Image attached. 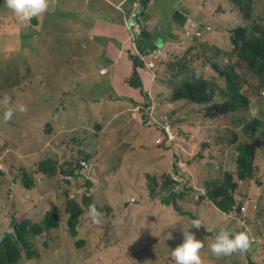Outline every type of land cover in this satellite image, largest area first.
I'll list each match as a JSON object with an SVG mask.
<instances>
[{
  "label": "rangeland",
  "instance_id": "obj_1",
  "mask_svg": "<svg viewBox=\"0 0 264 264\" xmlns=\"http://www.w3.org/2000/svg\"><path fill=\"white\" fill-rule=\"evenodd\" d=\"M177 1L175 8L179 2H182L186 6L207 12L203 0ZM172 10L166 0H150L146 7L147 14L144 18L139 17L141 25L146 29L145 35L147 36H143V52L137 43L134 44L128 38L129 34L126 30L120 33L118 29H113L112 34L115 37L112 39L105 36H98L94 39L89 34L87 40L82 32L75 36L72 29L66 30L67 22L64 18L57 19L53 25L44 24V21L48 20L46 18V20H39L34 27H25L28 23L18 24L17 17L7 8L5 0H0V100L7 95L11 98L13 105L22 103L28 108L26 114L17 111L11 120L18 122L21 126L30 121L40 123L51 121L56 126L57 118L61 117L59 126H67V123L77 119L81 126L87 125L93 131L95 130L94 120L101 121V127H103L105 125V113L102 110L90 112L87 105L94 106L95 101H98L97 99L103 100L107 96L117 95L125 104H128V100L124 99L123 96L126 88L120 84L117 85L118 88H115L108 83L109 74L99 75L97 71L102 67L110 68L117 59L115 68L128 70L129 73L133 67L131 57L138 59L137 72L141 77L150 79V92L158 91V86H178L182 80L165 75L167 62L153 56L150 48L154 43L150 39L154 38V35L169 34L173 36L177 31L179 37H182L185 41L187 40L186 23H177L171 17L173 15ZM128 12H126V15ZM255 12L263 13L264 11L258 10L255 6ZM195 13L191 12V18L200 21L204 19L203 16L194 15ZM127 22L125 13L120 12L117 14L113 26L119 27L125 24L127 27ZM97 30L99 32L103 31L105 27L97 28ZM28 34L32 36L27 39L26 35ZM38 39H47L50 43H37L36 40ZM26 40L30 44L25 42ZM43 44L51 52V59H48L44 54ZM193 45V43H187L185 49ZM172 46L180 47L181 45L169 40L165 44V49H170ZM185 49L178 50L180 54L178 57L184 56ZM205 49L209 50L210 47L205 46ZM210 56L211 52L195 50L193 56L189 59L192 60V66H198L205 62L206 57ZM213 60L216 61L215 54ZM227 64L225 59L221 60L222 66ZM161 65V75L156 76ZM34 69L40 76L33 72ZM244 72L248 76H246L247 84L244 85L243 90L245 92L248 89L255 90L258 97L251 99L254 103L253 107H258L260 111H264V91L256 90L253 73ZM181 78L184 79V77ZM205 78L213 79L214 77L211 78L206 75ZM216 78L219 79L218 76ZM46 80L52 81L54 86ZM219 81L222 82L221 79ZM132 97H134V94H132ZM33 98L45 109L32 107ZM85 103L87 105H84ZM171 104L185 113L187 120L191 122L186 129L177 128L179 136H181L180 139L198 126V134L202 138L200 143H205L210 149L209 151L195 149L187 153L183 160L186 164H190L187 167L199 165L202 170L206 171L205 173L218 179L225 173L223 170H232L235 174L236 162L239 161L240 157L249 161L254 156L252 162L254 167L252 168L255 172V178H253V181H256L258 176L263 178L264 181V128L259 129L256 133L259 146L251 151L247 146L254 145L253 140L249 141L241 133V122H243L244 115L237 113L233 117L230 116L229 119L222 118L219 121H208L203 118L204 113L200 111L199 106H193L195 108L190 109V106H186L181 100L173 101ZM97 105L100 106L99 103ZM4 111L5 108L0 103V125L12 126L10 123H1L3 122ZM156 111L159 113L163 110L157 107ZM191 112L198 113V121H195V116ZM132 114V112L123 111L112 118L108 125V131L113 135L110 141H107L105 132H101L98 138L91 139L88 135L90 131L83 135L84 129L82 127H79V131L74 125H71L66 131L67 136L54 137L49 143L47 150L50 153L47 156L51 158L55 157L53 154L57 157L64 155L78 156L75 139L78 140L83 137L86 145L91 146V140L93 142L91 149L95 150V153L89 151L94 155L93 160L100 162L107 168V171L104 172L105 176L96 180V183L100 182L103 186L109 184L111 189L114 188L116 191H120L116 187L120 180L114 177L112 172L121 162L129 164L130 173L136 174L134 178L139 180L140 185L138 187L134 184V186L136 185L138 189H144L147 181L152 182L154 179L157 183L158 178L160 181H167V175L173 164V159L168 156H170L172 150H175V144L164 140L155 124L145 122L148 131L153 132V135L150 133L147 135L146 149L142 151L140 140L128 135ZM236 116L239 118L236 119ZM259 117L263 120L264 113L262 115L259 112ZM28 123L25 125L26 128ZM1 131L9 140L13 139V136L7 131ZM32 131L34 132V129ZM104 141L108 142V150L95 146L97 142L103 144ZM117 141L120 145L127 143L139 145L137 152L134 155H123L122 153L116 155L114 146ZM4 143L5 146L1 142L3 146L0 148V171L14 173L15 170L21 172L25 166L30 167L28 166L30 161H26V158L22 156L20 159L23 162L19 166L15 164L17 168H9L12 164L10 156L16 155V151L10 147L11 142L4 141ZM38 149L42 151L46 148L38 147ZM123 150L121 149L120 152H123ZM32 152H35V149ZM38 154L41 156V153ZM18 157L19 155L16 158ZM32 157V154H30V158ZM177 161L181 162L180 159H177ZM158 164L161 165V168L156 169ZM260 164H263V174L259 170ZM174 168L175 165H173ZM120 171L124 175V171ZM208 174L203 176L205 178L202 181L209 177ZM100 176L98 174L99 178ZM0 178H2L1 175ZM43 183L38 180L36 184L43 185ZM245 184L243 181L238 188L235 194V203L242 204L245 201L244 207L247 210L245 215L249 217L247 222L252 225V220L256 223L262 220L263 211L260 213L255 212L253 205L250 204L249 200H246L248 194L244 192ZM119 187L121 188L120 185ZM79 188H83V186L77 185L76 189ZM172 188L174 191L177 189L174 186ZM48 189L54 191V201L59 209L60 223L58 228L50 230L46 234L44 233V240L47 244L41 242V238L36 242L40 251V264H114L113 260L116 259L105 252L113 246H117L122 250L121 258H118V261H120L118 264H138L137 259L135 260L133 257L134 252H138L144 261L143 264H175L171 252L183 242V230L191 231L197 239L201 238L205 244L210 246L214 243V238L221 228H226L231 233H238L240 228L238 225L240 223L239 217L224 214L210 206L206 201L201 203L203 215L200 220L202 227L199 229L191 228L190 219H193L195 214L186 212L191 209L192 190L181 192L185 195L183 199L177 200L179 201L178 206L181 213L175 211L171 206L161 204L160 199L162 198L153 196L139 200V204L136 206H132L129 202L128 207L118 205L119 211L116 212L112 220L111 210L107 206L110 204V198L104 195V189L99 186L92 194L86 185L82 190L83 192L76 195L75 201L81 202L83 197L91 198L92 203L95 200L96 207L103 213L102 223L99 225L93 224L91 217L88 215V208H85V213L74 226L79 233L73 237L70 235L67 226L68 215L65 211L67 193L62 192V188L60 189L57 186H48ZM122 191L124 193L125 189L122 188ZM163 194L167 197L170 195V193ZM132 197L129 195V198ZM192 206V211L198 208L197 205ZM185 220L189 221L186 222ZM203 230L207 234L201 233ZM261 231H263V223L259 232ZM108 238L111 240L109 244L107 243ZM80 239L85 241L83 245H78ZM262 247H264V243H252L247 251L249 260L246 258V253H237L243 258L236 259L237 255L233 254L226 256V259L212 262V264H253L255 258L260 256ZM98 259H101L103 263Z\"/></svg>",
  "mask_w": 264,
  "mask_h": 264
},
{
  "label": "trees",
  "instance_id": "obj_2",
  "mask_svg": "<svg viewBox=\"0 0 264 264\" xmlns=\"http://www.w3.org/2000/svg\"><path fill=\"white\" fill-rule=\"evenodd\" d=\"M133 1L134 0H131V3H133ZM167 1L168 0H166V3ZM139 2L144 7L145 12L150 0H139ZM176 2L178 1L174 0L171 3V8L178 14L180 11L175 8ZM176 6H179V9H183L186 13H191L194 9L191 6L184 5L182 2H179ZM255 6L258 10L264 11V0H224V12L229 14L230 17L224 21L222 28L230 34V44L232 48L229 53L216 50V52L212 54V57H206V62H204V64L209 63L210 68L217 74L222 82L216 78L217 76L213 79H207L193 68L192 60L189 59L193 56L192 52L195 50H206L205 45L202 43V37H193L192 43L194 45L184 53L183 57H177L174 61H171L164 55L165 53L156 56V58L161 61L167 62L165 66V75L178 78L180 81L182 80L178 86L169 85L170 87L166 86L164 90L160 88L161 90L159 92L150 93L148 85H144V78L137 72L136 65L139 63L138 59H134L133 56L131 57L133 67L130 73L128 70H120L117 68H113L112 71H109L110 77L108 83L112 86L119 83L126 88L123 96L125 97L124 99L128 100V104H125L121 98H118V95L107 96L103 100L97 99L98 101H95L94 106H88L87 103H85L84 105H87V109H90V112L102 110L105 113V125L103 127H101V121L94 120L95 130L93 131V129L90 130L87 125L81 126L77 119L67 123V126H54L51 121L43 123L30 121L21 126L18 122L13 120L7 122L12 126L6 127L7 125H0V131H7L13 136V139L9 140L2 131L0 132V141L2 144L5 146L4 141L11 142L10 147L16 151V155L10 156L12 164L9 168H17L15 165L17 155L27 152L30 147H34L39 159V163L34 165L32 171V175L35 177H26L25 182L21 185L20 191L14 192L12 195H9L8 198H4L3 201H0V264H40V251L36 242L41 238V242L47 244L44 240V233L46 234V232L58 228L60 223L59 209L53 207L47 211V200L43 192L46 188L48 189V186H57L62 189L70 186L73 182L70 181L68 177H79L80 181H83L87 185L92 194H94L99 186L102 187L104 189V195L110 198L111 205L108 204L107 206L111 210L112 220L116 212L119 211L118 205H126V207H128L129 202L132 206H136L139 204V200L153 196L162 198L160 199L161 204L171 206L175 211L181 213V209L178 206L179 201L177 200H180V198L183 199L185 194L181 192H187L188 190L196 192L191 198V209L186 212L195 214L193 215V219H201L203 215L201 203L206 201L210 206L215 207L220 212L231 214L234 217H239L241 221L243 220L240 210L243 203H235V194L243 183L240 182L241 180L245 183H249L255 178V172L252 168L254 167L252 164L254 156H252L249 161L240 157L239 161L236 162L235 174H233L232 170H223L225 173L221 178L217 179L211 176L203 181L198 179L192 166L187 167L190 164H186V168L180 171L182 180L179 182L175 173V177H172V164V169L167 175V181H160L159 178L158 183L156 179L152 182L147 181L144 189L137 188L140 183L139 180L134 178L136 174L130 173L129 164H123L121 162L112 172L113 176L120 180L116 186L120 191H116L114 188L111 189L109 184L103 186L100 182L96 183V180L105 176L104 172L107 171V168L100 162L93 160L94 155H92V153L94 154L95 150L91 149L93 145L92 140L91 146H88L84 143L83 137H80L78 140L75 139L79 153L78 156L64 155L57 157V155L53 154L55 157L51 158L47 156V154L50 153L47 149L54 137L60 135L67 136L66 131L71 125H74L77 130H79V127H82L84 129L83 135H85L87 131H90L88 135L91 139L98 138L101 132H105L107 141H110L113 135L109 133L108 125L116 114L127 111L133 113L131 117V123L133 124L131 128L132 134L136 139L140 140V149L144 151L147 143L146 137L149 133L152 135V132H149L148 127L145 125V122H152L148 115L152 107H154V116L171 113L175 121H177L176 108L171 103L176 100H181L199 106L200 111L204 113L206 117L210 118L222 117L223 119H229L230 116L233 117V115L237 113L244 115L243 122H241V133L250 140H253L254 145H249L247 148L254 151L255 148L259 146V140L253 138L259 129L264 128V119L262 120L259 116L251 120V122L246 119L249 108L253 107L254 104L251 99L258 97V94L252 89H248L245 92L243 87L247 84L246 76H248L244 71H248L255 76L256 90L264 91V12L256 13ZM46 15L51 16L48 11L42 15L43 20H46ZM56 20L57 19H48L44 21V24L53 25ZM38 21V18L35 17L25 27H34L37 25ZM18 24H21L19 20ZM141 28V22L137 18V25L134 29L137 37L133 42L134 44L137 43L140 50L144 52L142 49L143 38L139 34ZM25 42L30 44L28 40ZM36 42L50 43L47 39H38ZM153 48L156 49L155 47ZM212 50H215V47H213ZM214 54L215 59L221 55L228 56V64L220 66L213 60ZM161 68L162 65L156 76L161 75ZM181 77H184V79ZM132 94H134V97H132ZM98 103L100 106L97 105ZM155 107H164L165 109H161L163 111L158 113ZM260 113L263 115L264 111H260ZM142 114H144V116H142ZM238 118L239 117L236 116V119ZM1 123L6 124L4 121ZM27 123L28 127L26 128L25 125ZM33 129L34 132L32 131ZM176 134H178V131H176ZM107 141H104L103 144L97 142L95 146L108 150ZM138 146L137 144L130 145L128 143L120 145L117 141L114 146L115 154L119 155L122 153L123 155H134L137 152ZM38 147H45L46 149L39 151ZM121 149H124L123 152H120ZM89 151H92V153ZM38 153H41V156H39ZM81 161L86 162L88 165H81ZM160 166L159 164L158 168H161ZM259 166L262 167L263 164ZM120 170L124 171V175L121 174L122 172ZM260 173L263 174V172ZM98 174L101 175L100 178ZM0 175L6 177L7 172L0 171ZM39 179L41 182H44L43 185L36 184ZM1 182L2 178H0V190L2 189ZM153 182L155 183L152 184ZM45 183L47 184L45 185ZM134 184L137 186H134ZM253 184L249 185V190L253 186L259 188L261 192L257 195V198L263 203L264 211L263 178L258 176ZM173 186L177 187L176 191L173 190ZM122 188L125 189L124 193ZM201 190H203V193H200ZM244 192L248 194V198L253 196L250 191L248 193L247 187L244 188ZM163 193H170V195L167 197ZM198 193H200L198 200H195L194 197ZM129 195L130 197H136L129 198ZM89 204H92L91 198L83 197L81 202H78L69 200L67 196L65 211L68 215L67 226L71 236L75 237L76 234L79 233L74 226L85 213V208H88ZM250 204H252L254 208V204ZM192 205H197L198 208L192 211ZM112 208L114 209L112 210ZM254 210L260 213L262 212V207L257 203ZM193 219L190 220L192 221ZM185 221L188 222L189 220ZM238 232H242L241 228H239ZM201 233L207 234L205 230ZM199 240L202 241L201 238H199ZM84 242L83 239H80L78 245H83ZM107 243H111L109 238L107 239ZM105 252L113 259H116L113 260L114 264L120 262L118 258H121L122 250L117 246H113ZM235 254L237 255L236 259L243 258L237 253ZM201 255L204 264H212V262L227 258L226 256L219 258L213 256L210 251V246L207 244H205ZM98 260L102 262L101 259ZM247 260H249L248 257ZM253 264L255 263L253 262Z\"/></svg>",
  "mask_w": 264,
  "mask_h": 264
},
{
  "label": "crops",
  "instance_id": "obj_3",
  "mask_svg": "<svg viewBox=\"0 0 264 264\" xmlns=\"http://www.w3.org/2000/svg\"><path fill=\"white\" fill-rule=\"evenodd\" d=\"M137 1L138 0H134L133 2H137ZM173 1L174 0H168L167 1V4L170 8L172 7L171 3ZM175 1H177V0H175ZM203 2L205 4V6L207 7V12L199 11L196 8L193 9V11H192V13L196 12L194 15L203 16L204 19L202 21L195 20V19L191 18V16H190L191 13H186L183 9H179V6H176V9H178L180 11V13L177 14L172 10L173 15L171 17L179 24H182L185 22L186 27L190 24V22L192 20L200 21V22H204V23L209 22L211 24L212 31L210 33H208L207 36L202 41V43L205 44V46L210 47V49L209 50L206 49V51L207 52H213V50H212L213 47L220 49V50L230 51L232 48L231 44H230V34L227 31L223 30V28H222V26L224 25V21L228 17H230L229 14H226L224 12V8H223L224 0H203ZM132 8H133V6L131 3V0H55V3L49 9V13L51 14V16L46 15V18H48L50 20L64 18L67 22L66 30L72 29V31H74V33H75V36L79 35L82 32L84 34L85 38H87V40L89 39V34L94 39L98 36H105L108 39H112L115 37L112 34L113 29H118V31L120 33H122L123 30H126V32L129 34L128 38L132 41L133 40L132 34L130 33L128 27L125 26V24H123V26H119V27L113 26V22H114L115 18L117 17L118 13L123 12V13H125V17H127L130 15V12L133 11ZM127 11H129V13L126 15ZM146 14L147 13L145 10V12H143L142 18H144ZM37 18H38V20H42V16H39ZM188 18H190V19L187 22ZM127 21H128V17H127ZM100 27H103V28L105 27V30L99 32L97 30V28H100ZM145 30H146L145 28H143V27L141 28L140 36L142 38H144L143 36L146 34ZM26 36H27V39L31 37L30 34H28ZM154 36H155L154 38L150 39V41H154L152 47L150 46L152 54L154 55V50H153L154 48L153 47L156 48L155 44H157V48H161L163 50V52L165 53V56L168 57L170 60H174L175 58H177L180 55L178 53V50L179 49H185V46L188 43V42L184 41L182 39V37L178 36L177 31L174 33L173 36L169 35V34H164L163 36H159V35H154ZM169 40L171 42H174V43H179L181 46L180 47L172 46L170 49H165V44ZM158 46H160V47H158ZM191 47H188V49H185V52L187 50H189ZM42 48H43L44 54H46L47 58L51 59V57H50L51 52L49 51V49H47L44 44H43ZM116 59H117V57H116ZM117 61H118V59L115 60V62L111 65L110 68L102 67L99 70H97L98 74H99V71L101 69H105V68L109 69L108 73H107V74H109V71H112V69L115 68ZM193 68H195L197 70V72L200 73L201 75H203L204 77L206 75H209L211 78L217 76L211 70L209 64L202 63V64H199L198 66L193 65ZM33 72L38 74L35 69ZM46 82H48L50 85L54 86V83L52 81L46 80ZM118 84L119 83H116L114 87L118 88L119 87V86H117ZM144 85H148V89L150 92V79L149 78H144ZM160 88H162L164 90V89H166V86H163V87L158 86V91H156V92H159L161 90ZM156 92H150V93H156ZM33 100H34V103H33L32 107H36L39 109L44 108L43 106H41L40 104H38L36 102L35 98H33ZM184 104L186 106H190V109L195 108L193 106H196V105L189 104L186 102H184ZM158 108L165 109L164 107H158ZM175 112H176L177 117H178L177 124H178L179 128L186 129L187 125L189 123H191L187 120L186 114L179 111L178 109H175ZM197 112H198V109H197ZM197 112H191L195 116V121L199 120ZM142 116H144V114H142ZM203 118L208 120V121H219L220 120L217 118L206 117L205 115H203ZM60 121H61V117L57 118L56 124L58 125L60 123ZM47 122H49V121H47ZM132 126H133V124L131 123L130 131L128 132V135H130L131 137H133L132 129H131ZM188 133H196L197 134V140H196V147L194 149H188V147L185 146V148L187 150H190V151H193L195 149H198V151H201V150L209 151L210 150L208 145H206L205 143H200L202 138L198 134V126L193 128L192 130H190ZM152 135H153V132H152ZM2 146L3 145H1V142H0V148ZM190 146H192V145H190ZM33 150H34V147H30L27 152L21 153L19 155V157L15 159V164L17 166H19L20 163L23 162L22 159H20V157H22V156L25 157L26 161H30V163L28 164V166H30V167L27 168L25 166L21 172H17V170H15L14 173L8 172L6 177H2V182H1L2 189L0 190V201H3L4 198H8L9 195H12L14 192L20 191L21 185H22V183L25 182L26 177H28V176H31L32 178L35 177L34 175H32V171H33L34 165L38 164L39 159H38V157H36V155H37L36 151L32 152ZM30 154H32V156H33L32 158H30ZM168 157H171V159H173V165H175L178 162L177 159L183 158L180 155L178 145L175 146V150H172V152L170 153V156H168ZM158 165L156 166V169L158 168ZM192 169L196 172L199 180H202L203 178H205L203 176L205 174H208V173H205L206 171L202 170L199 165L192 166ZM259 170H260V172H263V166L262 167L259 166ZM208 176L211 177L210 174H208ZM254 182L255 181L252 180L249 183H246L245 187H247L248 193L250 191V193L253 195L252 199L254 201H256L262 207V211H263V203L260 202L261 200L259 198H257V195H259L261 191L259 190V188L254 187V186L249 190V185L253 184ZM192 183H193V177H192ZM192 193L194 195L196 192L192 191ZM200 193H198V194H200ZM43 194L47 200V211H48L49 209L56 206V203L54 201V191L52 189L46 188L44 190ZM198 194H196V195H198ZM224 214H226V213H224ZM232 217H234V216L232 215ZM262 223H263V231H261V233H262L263 238H264V211H263V218L259 222V226L256 228L257 232L259 230H261ZM263 249H264V247H263ZM255 262L257 264H259V263L263 264V262H260V256L255 258Z\"/></svg>",
  "mask_w": 264,
  "mask_h": 264
},
{
  "label": "clouds",
  "instance_id": "obj_4",
  "mask_svg": "<svg viewBox=\"0 0 264 264\" xmlns=\"http://www.w3.org/2000/svg\"><path fill=\"white\" fill-rule=\"evenodd\" d=\"M5 3H6L7 8L12 11V13L18 18L20 23H29L33 18L42 16L43 14L48 12L50 7L55 3V0H5ZM132 6H133L132 9H134V8L141 7L142 5L140 4V2L138 0L137 2H133ZM139 13L140 12H138V14ZM132 14L133 13H130V15L127 16L128 22H129V19H130ZM139 17H140V15L136 17V21H137V18H139ZM189 19L190 18H188L187 22L189 21ZM128 22H127V27H128ZM197 23H199L204 30L203 34L201 36L202 41H203L205 38V35L212 31L211 24L209 22L204 24V22L192 20L190 22V24L187 26V28H189L191 26V24H197ZM136 25H137V22H136ZM207 27H210L209 31L206 30ZM132 37H133V35H132ZM136 37H137V34H136ZM134 39L135 38L133 37L132 42L134 41ZM186 42L192 43L193 38L187 37ZM158 47H160V46H158ZM158 49L161 50V54L164 53L163 50L161 48H157V46H156V49H154V52L158 51ZM216 50L229 53V51L220 50V49L215 48V50H213V52H211V57H212V54L216 52ZM161 54H159V55H161ZM156 56H158V55H155V57ZM223 59H225L226 62L228 63L229 57L224 56V55H221L218 58H216V62L220 66H222L221 60H223ZM207 64H209V63H207ZM151 65H153V64H151ZM0 103H2L4 108H5V111L3 114V121L5 123L10 121L17 111L19 113H23V114H26L28 111L27 106L22 104V103H18V104L13 105L11 103V98L7 95H5L2 100H0ZM152 108H153V112H154V107H152ZM259 112H260V109L258 107H250L248 110L246 119L249 122H251V120L256 119L259 116ZM165 114L171 120L173 131H174V137L172 139H169L168 136L166 135V133L162 129H160L156 125L155 126L161 132L164 140L173 142L175 144V146L178 145L180 155L183 157L182 159H180V161H181V163H185V161H183V160H184L186 154L191 152L190 150H187L185 148V146H187L188 149H194L196 147L197 134L196 133H188L184 137H182V139H180L181 136H179V133L176 134L177 128H179L177 121H175V118L171 113H165ZM160 115H162V114H160ZM159 116H155V117L158 118ZM213 118L222 119V117L221 118L213 117ZM253 139H257L256 135ZM249 141H251V140L249 139ZM190 145H192V146H190ZM178 163H179V161L175 164V168H176V165ZM185 165H186V163H185ZM240 182H243V181L241 180ZM77 185L83 186V188L76 189ZM85 186H86V184L83 181L78 180V181L73 182L70 186L66 187L65 189H61V188L60 189L62 192L67 193L69 200H76V195L81 194L83 192L82 190H84ZM200 192L203 193V190H201ZM196 196L199 197V194L195 195V197ZM195 200H198V198ZM246 200H249L250 203H253L254 208H255V206H257V202L254 201L252 199V197H249ZM244 205H245V201L241 205V209H240L241 215L243 216V220L242 221L240 220V223H238L242 232L231 233L228 229L221 228L219 230L218 234L214 238V243H212L210 245V251H211L213 256L219 258L222 256H231L235 253H246V258H247V251L249 250L252 243H259V242L264 243L262 233L259 231L258 232L256 231V228L259 226V222L256 223L254 220H252L251 221L252 225L248 224L247 219L249 217L247 215L243 214V212H242V207H244ZM55 207H57V206H55ZM255 212H257V211L255 210ZM88 215L91 217L93 224L99 225L102 223L103 213L97 209L94 202L92 204L88 205ZM201 227H202V224H201L200 219H193L191 221V228L199 229ZM204 247H205V243L203 241L197 239L196 235L194 233H192L189 230H183V242L180 245H178L174 250H172L171 255L174 259L175 264H204V261L202 259V255H201V252L204 249ZM260 256H261L260 262H263V258H264L263 247H262V252H261ZM254 263L257 264L256 262H254ZM259 264H262V263H259Z\"/></svg>",
  "mask_w": 264,
  "mask_h": 264
},
{
  "label": "built area",
  "instance_id": "obj_5",
  "mask_svg": "<svg viewBox=\"0 0 264 264\" xmlns=\"http://www.w3.org/2000/svg\"><path fill=\"white\" fill-rule=\"evenodd\" d=\"M138 12H141V11H138ZM138 12L133 13L130 18H134L133 20H135L136 17L138 16ZM206 30L209 31L210 27H207ZM203 31L204 30L199 23L191 24V26L189 28H187V30H186V36L188 38L201 37L203 34ZM159 54H161L160 49H158V51L154 52L153 56L159 55ZM99 73L101 75H106L108 73V70L106 68L101 69V71H99ZM149 118L153 124L158 126L160 129H162L166 133V135L168 136L169 139H172L174 137V131H173L171 120L169 119V117L166 114H162L157 118L153 115V108H152V110L149 112ZM80 164L81 165H88L86 162H82V161ZM185 168H186L185 163L179 162L176 165V168H174L173 171L171 172L172 177H175V175H176L177 180L179 182H181L182 179L180 177V171L184 170ZM174 173H175V175H174ZM68 179L72 182L80 180L79 177H76V178L68 177ZM197 198H198V196L195 197V199H197ZM242 212H243V214H245L247 212L245 207H242Z\"/></svg>",
  "mask_w": 264,
  "mask_h": 264
},
{
  "label": "flooded vegetation",
  "instance_id": "obj_6",
  "mask_svg": "<svg viewBox=\"0 0 264 264\" xmlns=\"http://www.w3.org/2000/svg\"><path fill=\"white\" fill-rule=\"evenodd\" d=\"M138 11H141L139 14H138V16L140 15V17L142 18V15H143V12H144V7L143 6H141V7H138V8H134L133 9V11H131L130 13H136V12H138ZM139 19V18H138ZM142 26V25H141ZM143 27V26H142ZM141 31V30H140ZM133 257H134V259L136 260L137 259V263L138 264H143V259H141V257L139 256V254H138V252H134L133 253Z\"/></svg>",
  "mask_w": 264,
  "mask_h": 264
},
{
  "label": "water",
  "instance_id": "obj_7",
  "mask_svg": "<svg viewBox=\"0 0 264 264\" xmlns=\"http://www.w3.org/2000/svg\"><path fill=\"white\" fill-rule=\"evenodd\" d=\"M134 18H130L129 19V22H128V29L130 30V32L131 33H133L132 35H133V37L135 38L136 37V33H135V31H134V27L136 26V19L135 20H133Z\"/></svg>",
  "mask_w": 264,
  "mask_h": 264
}]
</instances>
